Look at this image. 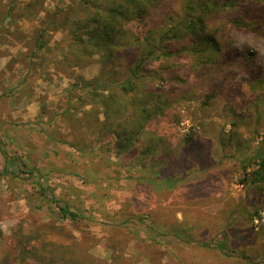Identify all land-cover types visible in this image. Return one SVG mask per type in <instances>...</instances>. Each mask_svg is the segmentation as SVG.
<instances>
[{
    "label": "rangeland",
    "instance_id": "obj_1",
    "mask_svg": "<svg viewBox=\"0 0 264 264\" xmlns=\"http://www.w3.org/2000/svg\"><path fill=\"white\" fill-rule=\"evenodd\" d=\"M181 1L157 21L179 15ZM229 2L230 13L249 16L251 27L221 33L234 41L217 54L211 77L206 69L190 70L178 93L191 91L173 110L179 123L166 125L164 144L145 158L114 149V139L102 144L84 137L76 119L64 114L78 103L69 78L53 70L27 77L31 121L0 125V264L8 252L16 257L20 224L76 235L93 264H107L110 251L113 264H121L120 256L124 264H264V245L248 258L229 252L248 229L264 241V200L257 214L248 210L250 195L264 197V182L251 176L264 157V0ZM61 39L54 35L48 56L59 52ZM26 70L8 71L23 76ZM100 70L94 64L80 73L92 78ZM185 136L193 137V150L181 168ZM65 138L85 148L59 141ZM65 206L79 218H63ZM203 240L211 246L200 245Z\"/></svg>",
    "mask_w": 264,
    "mask_h": 264
},
{
    "label": "trees",
    "instance_id": "obj_2",
    "mask_svg": "<svg viewBox=\"0 0 264 264\" xmlns=\"http://www.w3.org/2000/svg\"><path fill=\"white\" fill-rule=\"evenodd\" d=\"M174 1L0 0V44H20L21 50L11 58L10 65L19 63L28 68L24 81L29 76L34 80L45 78L51 70L70 79V93L78 103H69L64 114L76 119L87 140L93 138L104 144L114 139V149L145 158L164 144L166 125L179 123L173 110L191 91L187 88L178 93L189 80L190 70L206 69L205 74L211 77L218 69L217 54L234 41L221 33L231 27L242 30L252 25V19L244 13H230V0H184L179 15L170 14L158 22L157 14L172 9ZM221 19L227 22L218 25ZM57 34L62 35L59 52L50 57V41ZM94 64L100 65L98 75L86 78L80 73ZM6 74L0 73V80ZM192 139L183 137L185 157L178 162L181 168L188 165ZM59 141L85 148L67 138ZM257 164L251 176L264 182V157ZM263 200L250 195L248 210L252 213L254 208L253 214H257ZM60 209L65 219L79 218L69 206ZM54 229L20 224L15 232L16 257L8 252L2 264L17 260L15 264H93L86 241L62 229L56 234ZM243 235L230 254L239 252L248 258L251 250L258 248L255 252H260L264 241L259 232L248 229ZM34 241L39 245H32ZM200 245L211 243L203 240ZM219 248L224 250L223 246ZM120 258L124 264L125 259Z\"/></svg>",
    "mask_w": 264,
    "mask_h": 264
},
{
    "label": "crops",
    "instance_id": "obj_3",
    "mask_svg": "<svg viewBox=\"0 0 264 264\" xmlns=\"http://www.w3.org/2000/svg\"><path fill=\"white\" fill-rule=\"evenodd\" d=\"M20 44L15 47H8L0 44V73H7V80H0V123H25L30 122L27 119L26 110L32 107L31 91H26L28 84L23 76H17L9 73L7 69H28L23 64L15 63L10 65L12 57H16L20 52ZM19 73L18 71H16ZM16 73V74H17ZM25 90L24 92L20 91ZM27 93L29 98H27ZM21 99V100H20ZM20 100V102H19ZM5 105V108H4ZM30 115V114H29ZM18 127V126H16ZM111 251L109 256L111 257ZM107 258V264H113L112 258ZM115 264V263H114Z\"/></svg>",
    "mask_w": 264,
    "mask_h": 264
}]
</instances>
